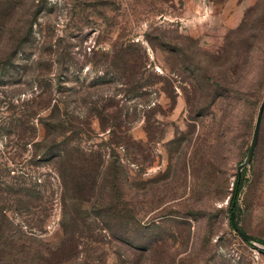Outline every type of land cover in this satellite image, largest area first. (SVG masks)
Returning a JSON list of instances; mask_svg holds the SVG:
<instances>
[{
    "label": "rangeland",
    "instance_id": "374dc122",
    "mask_svg": "<svg viewBox=\"0 0 264 264\" xmlns=\"http://www.w3.org/2000/svg\"><path fill=\"white\" fill-rule=\"evenodd\" d=\"M263 96L264 0H0V264H264Z\"/></svg>",
    "mask_w": 264,
    "mask_h": 264
},
{
    "label": "water",
    "instance_id": "95a60500",
    "mask_svg": "<svg viewBox=\"0 0 264 264\" xmlns=\"http://www.w3.org/2000/svg\"><path fill=\"white\" fill-rule=\"evenodd\" d=\"M264 111V96L261 100V103L259 105L258 108V112H257V116L255 119V124H254V129H253V134H252V138H251V142L247 151V155H246V159L245 161L239 165L238 168V174H240L241 170L247 165L249 164V162L251 161L252 157H253V153L255 151L257 142H258V135H259V129H260V123H261V119H262V114ZM235 205V202L233 201L231 203V207H230V215H229V223L231 228L233 229V231L245 242L248 244H256V243H260L263 244L260 240H258L257 238H255L254 236L246 233L244 230L241 229V227L236 223L235 218H234V214H233V207Z\"/></svg>",
    "mask_w": 264,
    "mask_h": 264
},
{
    "label": "trees",
    "instance_id": "16d2710c",
    "mask_svg": "<svg viewBox=\"0 0 264 264\" xmlns=\"http://www.w3.org/2000/svg\"><path fill=\"white\" fill-rule=\"evenodd\" d=\"M46 140H45V143H49L50 141V139H49V137H46L45 138ZM52 143H54V141L52 140ZM51 146H49V147H47V149H46V152H47V155L49 154V153H51L50 152V150L48 151V149L50 148ZM59 154L58 155H52L51 157L52 158H57V157H60V156H63V154L64 153H66V156L65 157H68L69 155L67 154V153H69V151L68 150H66V149H60L59 151ZM65 176V175H64ZM67 176V175H66ZM69 176V175H68ZM67 176V177H68ZM62 180H63V175H62ZM64 185H65V183H64ZM240 190H241V182H240V180H239V177H237L236 178V181H235V183H234V187H233V193H232V198H231V202H230V207H231V203L233 202V201H236V199H237V196H238V194H239V192H240ZM234 208V207H233ZM242 229V228H241ZM262 243H264V241L263 240H260Z\"/></svg>",
    "mask_w": 264,
    "mask_h": 264
}]
</instances>
